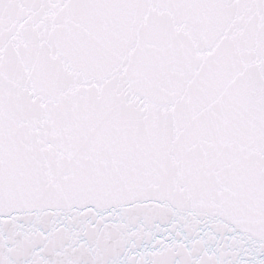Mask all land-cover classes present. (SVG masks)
<instances>
[{"label":"snow or ice","instance_id":"snow-or-ice-1","mask_svg":"<svg viewBox=\"0 0 264 264\" xmlns=\"http://www.w3.org/2000/svg\"><path fill=\"white\" fill-rule=\"evenodd\" d=\"M0 264H264V0H0Z\"/></svg>","mask_w":264,"mask_h":264}]
</instances>
